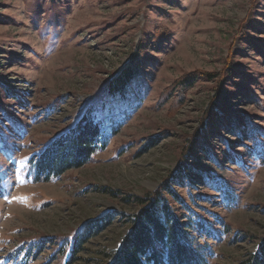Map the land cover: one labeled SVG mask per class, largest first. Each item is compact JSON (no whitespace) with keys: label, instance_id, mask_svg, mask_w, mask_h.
Instances as JSON below:
<instances>
[{"label":"rangeland","instance_id":"rangeland-1","mask_svg":"<svg viewBox=\"0 0 264 264\" xmlns=\"http://www.w3.org/2000/svg\"><path fill=\"white\" fill-rule=\"evenodd\" d=\"M135 52L141 72L109 102L102 87ZM92 101L120 121L108 146L36 178L33 155ZM214 103L210 155L183 157ZM177 167L174 189L212 232L208 264H243L264 239V0H0V264H102L136 198ZM95 220L105 229L70 254Z\"/></svg>","mask_w":264,"mask_h":264},{"label":"trees","instance_id":"trees-1","mask_svg":"<svg viewBox=\"0 0 264 264\" xmlns=\"http://www.w3.org/2000/svg\"><path fill=\"white\" fill-rule=\"evenodd\" d=\"M139 57L135 52L102 87L104 97L109 102L126 99L131 84L141 72ZM199 74L191 72L184 75L169 91L175 87L181 90L192 87ZM219 76L222 78L223 75ZM99 106L105 108V104L89 102L65 132L33 155L36 178L44 176L49 180L70 169L81 168L90 162L98 151L108 146L112 132L117 130L120 121H114L111 112L107 117H100L97 111ZM221 110L214 103L205 111L201 130L191 137L183 157L194 155L198 151L210 155V133L209 128L205 127L213 123L218 124L222 117ZM249 134L254 140L258 138L255 127L250 129ZM184 174L185 172L177 167L155 190L147 191L143 196L136 198L137 209L129 217V230L122 236L116 249H107L108 251L104 252L102 264H208V251L199 241L202 236L212 234L208 223L187 205L174 189L180 179L185 178ZM217 181L218 179L215 180L216 183ZM221 186L218 188H222ZM226 196L231 198L230 191ZM105 227L101 220L83 225L73 237L70 254L74 255V247L78 249L88 238ZM197 231L198 237H194L193 234ZM243 264H264V239L256 252L248 254Z\"/></svg>","mask_w":264,"mask_h":264}]
</instances>
